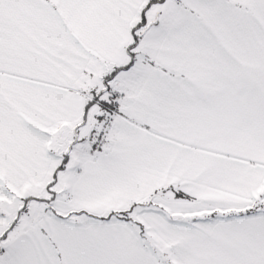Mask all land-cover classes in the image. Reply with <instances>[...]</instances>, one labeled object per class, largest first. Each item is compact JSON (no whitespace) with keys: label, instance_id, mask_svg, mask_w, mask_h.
Here are the masks:
<instances>
[{"label":"snow or ice","instance_id":"6c2138e0","mask_svg":"<svg viewBox=\"0 0 264 264\" xmlns=\"http://www.w3.org/2000/svg\"><path fill=\"white\" fill-rule=\"evenodd\" d=\"M0 264H264V0H0Z\"/></svg>","mask_w":264,"mask_h":264}]
</instances>
